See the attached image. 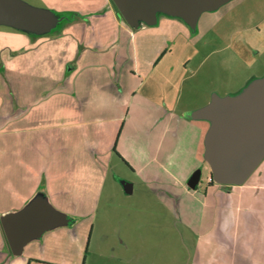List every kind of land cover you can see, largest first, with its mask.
Instances as JSON below:
<instances>
[{
  "label": "crops",
  "instance_id": "1",
  "mask_svg": "<svg viewBox=\"0 0 264 264\" xmlns=\"http://www.w3.org/2000/svg\"><path fill=\"white\" fill-rule=\"evenodd\" d=\"M38 1L64 18L62 29L35 37L0 28V220L37 196L72 218L93 210L116 160L125 161L140 177L145 170L146 165L137 166L136 159L135 166L117 147L131 114L158 113L163 119L178 111L172 79L176 68L168 58L177 38L188 35L179 21L159 14L154 25L139 22L134 28L118 16L111 0ZM207 128L208 123L200 130L202 140ZM154 178L143 175L142 181ZM244 183L218 185L201 200L204 204L208 193L220 194L210 201L220 224L217 239L226 244L235 233L229 226L241 225L234 211L242 213L249 227L261 223L264 230V183ZM260 201L262 207L256 206ZM72 218L68 226L42 235L64 237L58 232L75 226ZM243 235L246 239L233 238L234 257L244 264L254 254L260 263L264 234L245 228ZM36 241L23 250L38 245ZM8 255L0 223V261ZM223 255L222 264L235 260Z\"/></svg>",
  "mask_w": 264,
  "mask_h": 264
},
{
  "label": "rangeland",
  "instance_id": "2",
  "mask_svg": "<svg viewBox=\"0 0 264 264\" xmlns=\"http://www.w3.org/2000/svg\"><path fill=\"white\" fill-rule=\"evenodd\" d=\"M21 1L44 9L38 0ZM156 14L179 21L188 35L184 32L177 38L168 58L176 68L172 79L176 83L178 111L163 119L158 113L146 116L142 111L133 112L117 143L129 162L136 166L137 159V166L146 165L141 177L125 161L116 160L93 210L72 218L53 207L75 222L68 231L58 232L64 237L43 234L36 241L38 245L26 248L19 256L8 255L0 264H222L223 253L235 259L226 264H241L230 247L233 238L246 239L245 228L264 234L259 228L261 223L249 227L242 213L234 211L241 225L229 226L235 231V236L228 235L232 241L226 244L217 239L220 224L218 220L215 223L210 199L220 194L213 197L208 193L206 202L201 201L205 191L218 189V185L206 181L210 173L203 159L200 130L207 127V122L192 120L189 114L178 115L183 109L192 112L206 106L213 94H236L248 81L264 74V0H229L200 14L193 26L175 14ZM63 26L59 24L51 34ZM195 170L201 171V178L196 189L191 190L186 182ZM143 175L155 178L144 182ZM119 180L132 184L130 195L123 192ZM254 182L264 183V160L244 185ZM262 205V201L256 204ZM182 219L191 226L187 228ZM253 257L254 261L248 257L244 264H264V258L255 263L254 254Z\"/></svg>",
  "mask_w": 264,
  "mask_h": 264
},
{
  "label": "water",
  "instance_id": "3",
  "mask_svg": "<svg viewBox=\"0 0 264 264\" xmlns=\"http://www.w3.org/2000/svg\"><path fill=\"white\" fill-rule=\"evenodd\" d=\"M228 1L111 0L118 16L134 28L139 22L154 25L159 11L180 16L193 26L200 14ZM63 20L51 10L35 8L21 0H0V26L39 37L54 31ZM188 117L208 123L202 146L211 181L220 186L243 185L264 160V74L248 81L236 94H213L206 106L193 110ZM200 178L201 171L195 170L187 179V188L196 189ZM119 184L126 195L132 193L131 183L119 180ZM71 222L42 196L0 220L13 256L21 255L27 243L39 239L44 232Z\"/></svg>",
  "mask_w": 264,
  "mask_h": 264
},
{
  "label": "built area",
  "instance_id": "4",
  "mask_svg": "<svg viewBox=\"0 0 264 264\" xmlns=\"http://www.w3.org/2000/svg\"><path fill=\"white\" fill-rule=\"evenodd\" d=\"M211 177L209 176V178L206 180L208 184H210L212 181H211Z\"/></svg>",
  "mask_w": 264,
  "mask_h": 264
},
{
  "label": "trees",
  "instance_id": "5",
  "mask_svg": "<svg viewBox=\"0 0 264 264\" xmlns=\"http://www.w3.org/2000/svg\"><path fill=\"white\" fill-rule=\"evenodd\" d=\"M114 5V4H113ZM114 7H115V5H114ZM115 9H116V13L118 14V10H117V8L115 7ZM213 182H211L210 184H212ZM8 244V243H7ZM9 246V245H8Z\"/></svg>",
  "mask_w": 264,
  "mask_h": 264
}]
</instances>
